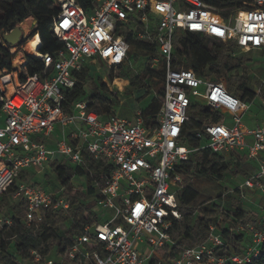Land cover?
<instances>
[{
    "label": "built area",
    "instance_id": "1",
    "mask_svg": "<svg viewBox=\"0 0 264 264\" xmlns=\"http://www.w3.org/2000/svg\"><path fill=\"white\" fill-rule=\"evenodd\" d=\"M55 2L60 11L53 20V34L63 47L53 56L36 57L44 65V77L29 75L24 63L12 72H0V195L12 187L20 171L53 175L47 188L38 182L21 183L11 194L23 203L26 227H35L44 211L69 209L65 188L56 183L51 166L69 165L87 172L72 178L70 186L78 180L80 189L71 187L70 192L86 193L88 176L95 207L110 217L82 227L63 255L44 258L33 251L26 264H148L163 251L169 254L174 245L170 229L180 219L177 193L182 180L177 167L202 149L221 157L239 155L254 164L252 175L236 186L237 195L264 197V103L258 101L262 118L247 123L243 119L254 102L240 101L222 83L202 80L191 70L171 68L177 37L183 34L264 53V0H251L226 18L201 0H94L88 13L74 0ZM28 21L34 22L27 18L15 26L22 31L24 44L16 48L24 59L33 56L24 46L36 36L39 40L35 23L30 37L25 36L22 26ZM126 29L140 41L154 42L163 65L162 103L149 127L140 113L130 120H103L88 109L87 101L65 105L66 92L76 85L74 73L85 65L97 62L107 71L124 64ZM11 31L0 36V42ZM194 104L220 114L218 122L204 123L196 132L204 144L195 150L184 137L187 112ZM87 159L102 161L110 169L87 170ZM257 208L255 223L230 228V233L248 237L240 254L223 251L216 234L218 220L204 242L181 250L171 264H250L264 245V202ZM12 224L11 218L0 215V230Z\"/></svg>",
    "mask_w": 264,
    "mask_h": 264
},
{
    "label": "trees",
    "instance_id": "2",
    "mask_svg": "<svg viewBox=\"0 0 264 264\" xmlns=\"http://www.w3.org/2000/svg\"><path fill=\"white\" fill-rule=\"evenodd\" d=\"M77 5L86 13L91 10L94 0H74ZM205 5L211 7L222 17L226 18L231 10L247 6L251 0H201ZM60 8L55 0H0V36L9 30H13L17 24L22 23L27 18H32L35 29L39 36L40 45L38 52L40 55L53 56L63 47L53 34V20L59 14ZM122 37L128 44L126 60L117 69L106 71L109 83L116 79L126 80L131 88H143L145 85L138 81V77H131L126 67L129 58H146L142 72L146 79H156L164 76L162 65L161 72L150 69L151 59L156 55V45L146 43L136 39L133 31L126 29ZM12 47L0 42V72H12L13 54ZM236 45L231 42L222 43L220 41L200 37L191 34H183L177 37L174 53L172 55L171 68L191 70L202 80L222 83L226 92L242 102L250 103L260 101L264 103V70L261 73L260 82L257 89L249 87L248 65L243 55H236ZM264 56L263 52H260ZM207 57V59L205 58ZM162 63V62H161ZM264 63V60L263 62ZM25 71L33 76L44 77V65L42 61L34 56L26 55L23 65ZM50 71V70H49ZM48 71V72H49ZM90 65H85L79 72L74 73L76 85L72 90L66 92L67 105L76 100L87 101V107L95 112L103 120L115 116L112 110L116 109L117 101L111 99L106 85L102 82V77L96 74L91 76ZM90 78V79H89ZM87 84L89 93L86 92ZM258 92V93H257ZM1 98V93H0ZM162 103V88L157 95L142 109L140 115L144 119L145 126L149 127L157 115ZM2 102L0 100V117ZM188 113L195 114L198 119L193 120ZM189 122L184 126L185 143L190 149H197L204 143L196 138V132L204 123L218 122L220 114L211 113L208 109L192 105L187 112ZM242 156L230 155L221 157L210 153L207 149L199 150L189 156L186 163L177 167V172L181 176V189L177 193L178 209L180 219L175 220L170 235L174 245L169 254L163 251L157 257L153 256L148 264H171L172 259L183 249L193 248L204 242L209 233V227L215 225L218 220L224 222L223 217L229 219L223 224L221 229H217L216 234L223 242V251L227 255L240 254L248 242V237L240 233H230L232 225L254 223V215H250L243 208L237 206L231 213L223 204L228 196L218 197L217 201L208 208H203L202 203L194 206L198 199V193L193 187V179L197 176H208L215 181H223L226 177H240L242 180L249 178L255 171L254 164H249ZM52 168L56 176V183L65 188L68 197L69 209L67 211L43 212V218L35 227H26L24 222V206L19 200H13L11 194L21 183L33 182L35 173L31 170L20 171L14 180L12 187L0 195V206L4 204L10 211L3 214L0 208V215L13 220L11 227L0 230V264H26L31 252L40 253L44 258L51 256H61L71 245L73 238L80 234L82 227L100 223L99 216L93 211L95 207L91 195L94 190L90 187L91 179L87 176L86 193L77 191L70 192V181L73 177L87 174L86 170L72 168L69 165L52 163ZM87 170H97L108 172L110 167L102 161H86ZM44 179L48 176L43 175ZM51 184L48 180L43 184L47 188ZM234 192L238 193L236 187ZM238 196V195H237ZM239 198V196H238ZM238 202H240L239 199ZM252 216V217H251ZM106 218V217H105ZM105 220V219H104ZM219 224V226L221 225ZM225 223V222H224ZM230 223V224H229ZM218 226V228H219ZM12 248L15 256L11 255L9 249ZM250 264H264V245L260 248L258 257L253 258Z\"/></svg>",
    "mask_w": 264,
    "mask_h": 264
},
{
    "label": "rangeland",
    "instance_id": "3",
    "mask_svg": "<svg viewBox=\"0 0 264 264\" xmlns=\"http://www.w3.org/2000/svg\"><path fill=\"white\" fill-rule=\"evenodd\" d=\"M27 26L24 25L23 30L25 32V36L27 38L30 37L31 32L34 30V22H26ZM33 25H32V24ZM32 25L29 27V25ZM23 32V33H24ZM22 45L24 44L23 42L21 43ZM14 54V51H21L18 48H14L11 50ZM28 51V50H27ZM24 53V52H23ZM30 53V52H29ZM236 55H243L247 61L248 65V77H249V87L251 89H257V86L260 82V75L259 70H264V56L261 55L260 52L257 51H249V52H244L240 50L239 48H236L235 51ZM207 59V57H205ZM146 58L140 57V58H129L126 63V67H128L129 71L128 74L131 77H138L139 82L144 83L143 88H131L128 84V81L123 80L124 82V87L119 91L116 90L117 87L112 85V83H109L106 77V69L103 67V65H100L99 63H92L90 65L91 69V75L93 78L96 77L95 75L98 74L100 77H102V82L106 85L108 92L111 93V99H115L117 101L116 109L112 110L115 116L122 118V119H127L130 120L139 113H141L142 109L145 107V105L151 100L152 97L158 94L161 88V77L159 78H154V79H146V75L142 72L144 64H145ZM19 61H15L14 63H18ZM150 69H152L155 72H161L162 71V63L161 60L159 59L157 53L153 58L151 59V64H150ZM90 75V76H91ZM90 79V78H89ZM119 89V88H118ZM202 91V88L200 89ZM86 92L87 94L89 93V86L87 84L86 87ZM188 115L193 119L197 120L198 117L193 114V113H188ZM251 118H256V119H261L262 118V113L259 108V103L258 101H255L246 116L244 117V121L249 123V119ZM58 130V129H57ZM57 132V131H56ZM57 133H54L52 138H55ZM244 160V157L241 158ZM249 164H252L249 162ZM54 179L53 175H49L46 179L42 175H35L33 177V182L36 183L38 182L41 186L45 183L46 180L49 182H52ZM242 181L240 177L234 178V177H226L225 180L223 181H215L214 179L208 177V176H197L196 178L193 179L192 185L196 189L198 193V199L194 203V206H199L200 203L204 202L202 204L203 208H208L214 204L218 197L221 196L224 198L225 194L229 198L225 201H223L224 207L230 211L231 213L233 209H235L237 206L243 208L247 213L250 215H254V221H257L258 219V208L260 205L263 204L264 202V197L263 195L258 194L254 195L248 192H245V194L242 197L236 195L234 192V188L238 185V183ZM49 186V185H48ZM80 181L76 180L72 184V188L74 189H80ZM75 190L72 191L74 193ZM242 198V199H241ZM260 198V199H259ZM239 199L240 202H238ZM257 206V207H256ZM1 212L3 214H9L10 211L8 210L7 206L2 204L0 206ZM93 211L98 214L99 220L103 221L105 217H110V214L105 213L98 208L94 207ZM232 214V213H231ZM252 217V216H251ZM224 222L221 223L218 229H221L223 227V224H226V221L229 222V219L226 217H223ZM255 223V222H254ZM230 224V223H229ZM9 252L11 255L15 256V252L12 248L9 249Z\"/></svg>",
    "mask_w": 264,
    "mask_h": 264
},
{
    "label": "bare ground",
    "instance_id": "4",
    "mask_svg": "<svg viewBox=\"0 0 264 264\" xmlns=\"http://www.w3.org/2000/svg\"><path fill=\"white\" fill-rule=\"evenodd\" d=\"M27 26V24H26ZM39 40L38 37H34L33 39L29 40L28 43L24 46L25 50H28V52H30V54H32L33 56L37 57L39 56V53L36 52V49L38 48V44ZM19 61L18 63H14L15 61ZM25 62V59L22 55L21 51H14V56L12 59V67L13 68H18L21 65H23V63ZM114 86H116L117 88H121L123 86V83H121L118 80H114L113 84Z\"/></svg>",
    "mask_w": 264,
    "mask_h": 264
},
{
    "label": "water",
    "instance_id": "5",
    "mask_svg": "<svg viewBox=\"0 0 264 264\" xmlns=\"http://www.w3.org/2000/svg\"><path fill=\"white\" fill-rule=\"evenodd\" d=\"M4 44L14 48L22 43V31L19 28H14L9 34L2 37Z\"/></svg>",
    "mask_w": 264,
    "mask_h": 264
},
{
    "label": "crops",
    "instance_id": "6",
    "mask_svg": "<svg viewBox=\"0 0 264 264\" xmlns=\"http://www.w3.org/2000/svg\"><path fill=\"white\" fill-rule=\"evenodd\" d=\"M106 77H107V75H106ZM107 80H108V79H107ZM116 80H118V81H120L121 83L124 84L123 80H120V79H116ZM108 82H109V81H108ZM123 87H124V85H123L121 88H119V89L117 88L116 90H119V91H120ZM2 120H3V117L1 116V117H0V126H2Z\"/></svg>",
    "mask_w": 264,
    "mask_h": 264
}]
</instances>
